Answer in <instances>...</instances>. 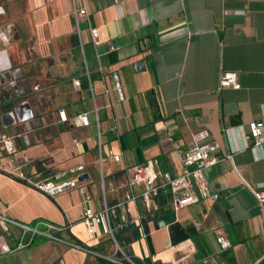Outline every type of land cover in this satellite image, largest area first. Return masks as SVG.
Returning a JSON list of instances; mask_svg holds the SVG:
<instances>
[{
	"label": "crops",
	"instance_id": "crops-1",
	"mask_svg": "<svg viewBox=\"0 0 264 264\" xmlns=\"http://www.w3.org/2000/svg\"><path fill=\"white\" fill-rule=\"evenodd\" d=\"M74 9L86 11L78 24ZM140 62L144 70L135 73ZM226 72L236 73L239 89L219 88ZM80 114L88 127L77 124ZM252 122L264 124V0H0V133L19 135L0 169V215L69 223L60 236L90 251L43 238L17 250L19 230L0 227V264H111L115 251L100 227L86 235L76 190L51 197L20 173L36 183L84 165L98 211V142L112 206L135 166L156 159L154 169L179 176L181 155L200 130L218 145L219 162L203 172L217 200L195 188L198 203L175 211L160 190L149 212L126 205L127 223L112 220L114 239L137 264H264V205L242 182L264 190V157L245 141ZM218 234L231 248L220 250Z\"/></svg>",
	"mask_w": 264,
	"mask_h": 264
},
{
	"label": "built area",
	"instance_id": "built-area-1",
	"mask_svg": "<svg viewBox=\"0 0 264 264\" xmlns=\"http://www.w3.org/2000/svg\"><path fill=\"white\" fill-rule=\"evenodd\" d=\"M73 15L78 24V20L86 15L84 9H74ZM92 40L97 45V34L94 29L90 30ZM114 88L117 91L120 100L123 99L120 83L116 74L112 75ZM76 88L79 87V82H74ZM240 85L237 81L236 73H222L219 77V88L239 89ZM62 116L63 112H59ZM76 122L81 127L89 126V119L86 114H80L76 117ZM97 124V119H96ZM226 134L234 140L232 152H239L241 149L235 142L234 129L224 130ZM19 135L0 133V169H4V163L15 154L16 143ZM245 141L249 146L256 150L260 157H264V124L263 122H252L249 124V133L245 136ZM75 145L78 143L75 142ZM97 157L99 166V190L101 206L98 211L94 209L92 194L85 188L84 182H80L78 178L81 175L89 176L87 167L78 165L69 168L66 171L57 173L54 180H44L33 183L31 179L25 177L22 173L18 176L25 183L33 186L42 194L54 197L58 194L76 190L82 198V217L81 223L84 227L86 235L92 238L94 227H100L103 235L109 237L114 243L115 251L113 255L106 257L111 264H137L127 253L123 252L117 245L114 239V229L112 220L118 221L119 224L127 223V215L125 207L128 203H133L142 207L144 212L151 210V201L156 197L160 190H168L171 194V201L174 210L190 206L198 203L199 198L195 188L198 189L199 195L203 200L215 201L218 196L211 194L204 180L203 172L205 169L216 165L220 158L217 154L218 145L210 139L209 133L206 130H200L191 135V140L188 148L181 155L182 173L179 176L173 177L167 172L154 169L158 164L155 159L146 165L133 167L128 174V179L125 184L126 193L122 201L115 205L109 206L106 203L105 188L101 165L103 162L101 145L98 142ZM232 155H228L231 159ZM110 158L118 163L119 155H111ZM242 180V179H241ZM243 184L250 189L254 198L259 205H264V190H256L250 187L244 180ZM138 186L141 188L140 193L134 194L132 188ZM138 219L141 218L140 213ZM13 226L19 230L17 250L24 249L32 244L36 238L48 239L55 242L65 243L68 246L76 249L89 252L85 247L73 241L63 239L60 234L65 233L69 229V223L62 227L56 226L44 220H39L31 224H23L0 215V227L4 232H8V227ZM216 242L221 251L231 248V243L221 234L216 237ZM213 264V263H208Z\"/></svg>",
	"mask_w": 264,
	"mask_h": 264
},
{
	"label": "water",
	"instance_id": "water-1",
	"mask_svg": "<svg viewBox=\"0 0 264 264\" xmlns=\"http://www.w3.org/2000/svg\"><path fill=\"white\" fill-rule=\"evenodd\" d=\"M141 67H142V69H141ZM134 70H135V73H139V72H141V71H143L144 69H143V63L142 62H140V63H137L135 66H134ZM2 173V172H1ZM3 175L5 174V173H2ZM88 175L87 174H84V175H81L79 178H78V180L80 181V182H83V181H86V180H88Z\"/></svg>",
	"mask_w": 264,
	"mask_h": 264
},
{
	"label": "rangeland",
	"instance_id": "rangeland-1",
	"mask_svg": "<svg viewBox=\"0 0 264 264\" xmlns=\"http://www.w3.org/2000/svg\"><path fill=\"white\" fill-rule=\"evenodd\" d=\"M6 15H7V14H6ZM1 260H2L3 263H5V264H19V263H17L16 260L11 259V258H2Z\"/></svg>",
	"mask_w": 264,
	"mask_h": 264
}]
</instances>
